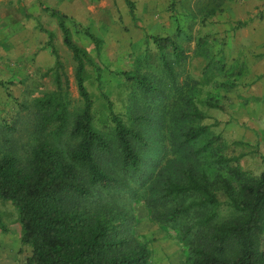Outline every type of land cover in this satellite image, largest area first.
<instances>
[{
  "label": "rangeland",
  "instance_id": "1",
  "mask_svg": "<svg viewBox=\"0 0 264 264\" xmlns=\"http://www.w3.org/2000/svg\"><path fill=\"white\" fill-rule=\"evenodd\" d=\"M132 1L133 13L124 0H0V156L13 153L25 164L42 138L37 102L57 91L47 31L68 78L63 86L68 110L81 107L75 63L48 7L65 16L72 39L89 59L84 83L94 127L110 134L111 112L124 118L146 115L141 126L148 143L147 185L164 169L179 166L185 153L189 162L183 160L182 167H200L212 182L221 175L237 185L232 170L242 180L257 178L264 170V0ZM84 27L101 40L98 47ZM150 35L171 37L179 58L170 47L158 48ZM122 72L144 75L162 92L145 94ZM194 110L201 117H191ZM191 126L205 127L206 133L177 148L181 132ZM212 186L219 216L228 217L225 193ZM132 190L135 196L129 190L114 195L134 214L132 236L150 252L149 264H190L177 228L152 219L144 198L148 190L135 184ZM22 233L16 208L0 198V264L25 263L30 248L22 243Z\"/></svg>",
  "mask_w": 264,
  "mask_h": 264
},
{
  "label": "trees",
  "instance_id": "2",
  "mask_svg": "<svg viewBox=\"0 0 264 264\" xmlns=\"http://www.w3.org/2000/svg\"><path fill=\"white\" fill-rule=\"evenodd\" d=\"M124 1L133 13V1ZM45 9L56 17L63 44L72 54L81 107L73 113L68 110L64 90L68 78L52 33L47 31L57 91L37 102L42 138L25 164L13 153L0 156V198L16 208L22 243L30 248L24 264H149L150 252L132 236L134 214L114 195L117 190H129L135 196L132 184L148 190L144 198L152 219L180 232L190 264H264V170L255 179L243 180L232 170L235 186L231 178L221 175L212 182L204 169L182 167L184 161L189 162L185 153L179 166L164 169L147 185L148 143L141 126L146 115L124 118L111 112L110 134L94 127L93 102L84 83L89 59L72 39L65 16L56 9ZM83 31L98 47L101 40L86 27ZM149 38L158 48L170 47L179 58L180 49L171 37ZM163 66L175 81L171 65L164 61ZM122 74L145 94L162 92L144 75ZM190 115L201 117L195 110ZM205 133V127H189L181 132L177 148L191 145ZM65 137L67 142H63ZM213 183L228 199V217L219 216Z\"/></svg>",
  "mask_w": 264,
  "mask_h": 264
}]
</instances>
